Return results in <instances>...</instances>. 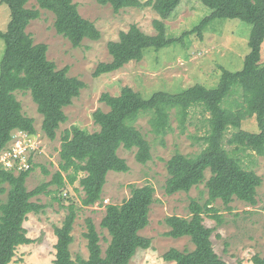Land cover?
Returning a JSON list of instances; mask_svg holds the SVG:
<instances>
[{"label": "trees", "instance_id": "1", "mask_svg": "<svg viewBox=\"0 0 264 264\" xmlns=\"http://www.w3.org/2000/svg\"><path fill=\"white\" fill-rule=\"evenodd\" d=\"M29 0H1L10 10L7 30H0V41L4 53L0 63V153L9 148L13 132L28 135L37 133L34 119L23 113L22 104L16 93H30L43 116L42 131L50 140H55L60 126L68 121L64 109L72 105L85 88V83L69 76V68L58 70L47 57L48 46L35 44L27 27L40 17V12L28 9ZM100 5H110L115 13L125 8L151 6L160 17L153 25L154 36L147 35L132 26L120 34L119 41L108 43L112 60L100 63L94 77L110 74L125 65L142 60L151 48L162 49L181 39L168 37L165 20L172 17L183 0H95ZM212 10L193 30L183 36L203 33L215 20L237 19L252 25L249 53L241 71L222 69L216 88L208 89L195 85L182 93H154L144 98L130 87L122 88L118 96L103 94L101 102L109 107L105 112L98 109L93 113L94 123L99 131L87 133L73 127L62 136L60 149V170L52 180L28 191L25 184L31 169L14 175L0 169V184L9 183L10 189L5 202L0 204V264H10L23 245L34 242L28 237L24 223L31 213H39L44 205L32 202V198L46 192L55 193V200L62 201L61 194L67 185L79 181L84 197L82 207H90L102 200V193L109 172L128 173L130 168L118 150H137L136 159L141 164L152 158L151 144L135 126L138 119L149 116L151 132L157 138H164L170 131L171 112L182 125L185 124L193 107L202 109L207 116V131L202 137V150L188 155L176 152L167 162L169 179L166 193L189 192L205 182L206 171L211 177L206 181L209 199L205 205L195 200L190 205L191 216L167 217L165 223L170 230L165 236L174 239L189 237L194 244L193 251L172 248L163 259L173 264H230L214 250V230L205 225L204 215L209 206L221 199L228 207L237 199L250 205H257L258 189L262 178L243 164L244 157L252 154L264 158V64L260 53L264 42V0H198ZM39 7L55 15V29L78 48L85 39L98 41L101 32L96 25L83 18L74 0H36ZM239 94L233 103L229 99ZM229 104V107H225ZM233 105L235 107L233 108ZM255 119L259 133L243 129V122ZM231 148L228 149L227 147ZM55 186V190H48ZM155 202L152 186L132 187L131 196L121 205L110 204L101 222L111 239L106 250L100 244L101 237L92 219L86 220L89 256L87 259H73L71 245L78 208L74 203L68 206V214L61 226L54 228L56 256L53 264H132L131 259L138 249L147 250L152 241L140 232L150 223L151 206ZM215 211V210H214ZM217 218L216 216H214ZM255 264H264V259L254 257Z\"/></svg>", "mask_w": 264, "mask_h": 264}, {"label": "rangeland", "instance_id": "2", "mask_svg": "<svg viewBox=\"0 0 264 264\" xmlns=\"http://www.w3.org/2000/svg\"><path fill=\"white\" fill-rule=\"evenodd\" d=\"M149 0H142L143 3ZM1 2V0H0ZM83 18L93 22L101 32V39L93 41L85 39L78 48L60 36L54 26L55 15L39 7L36 0H29L28 9L38 10L40 17L31 21L27 32L35 44L48 46L47 57L58 70L69 68V76L82 80L85 88L72 105L64 109L68 121L57 131L55 140H50L42 131L43 116L38 113L30 93L17 92L18 101L22 104L23 113L34 119L37 133L28 135L19 131L13 132L9 147L16 143L34 144L38 150L34 153L32 168L26 179L28 191L46 184L60 170V149L62 136L66 130L78 127L87 133L99 131L94 123L93 113L98 109L105 112L109 107L101 102L103 94L118 96L124 87H130L144 98L157 92L179 94L195 86L203 85L208 89L216 88L220 82L222 69L238 72L243 69L244 60L249 53V40L252 25L243 21L215 20L203 33L183 36L193 30L201 21L211 15L212 10L198 0H183L171 18L165 20L168 37L180 38L181 41L162 49L147 50L141 61H133L122 69L94 77L100 63H108L112 57L108 43L119 41L120 34L127 32L132 26L138 27L147 35L157 34L154 21L160 20L151 6L145 8H125L115 13L110 5H100L95 0H74ZM10 21V10L0 4V30L6 31ZM4 53V43L0 41V63ZM260 63L264 64V42L260 53ZM239 99L233 95L229 102ZM226 104L225 107H229ZM235 105H233V108ZM170 131L164 138H157L151 132L149 116L138 119L135 126L148 139L152 148V158L146 164L137 162V150L128 151L121 147L118 155L126 160L130 170L128 173L109 172L102 193V200L90 207H82L84 192L79 181L72 186L67 185L62 191V201L55 200L56 194H42L32 198V202L44 205L39 213L28 215L24 223L28 237L34 240L30 245L17 249L10 264H53L56 256V236L54 228L61 226L68 214V206L74 203L78 208L72 235L74 242L71 253L74 260L89 256L86 220L92 219L100 234L103 251L111 239L107 230L102 229L101 222L108 205H121L131 196L132 187L152 186L155 189V202L151 206L150 223L140 234L152 241L147 250L138 249L131 259L132 264H173L166 262L163 256L170 249L193 251L195 246L189 237L174 239L165 236L170 228L165 223L167 217L176 215L184 218L191 216L190 205L193 200L205 205L209 199L206 181L211 177L207 170L205 182L193 187L189 192L166 193L165 187L169 179L167 162L176 152L193 155L202 150V137L207 131V116L202 109L193 107L184 125L181 124L175 111L171 112ZM243 129L259 133L256 120L243 122ZM227 147V146H226ZM228 149H231L227 147ZM245 167L254 170L261 178L262 185L258 189L257 205L253 206L234 199L228 207L221 199L209 206L204 215L205 225L214 230L212 242L215 252L230 264H255L254 257L264 259V158L256 155L244 157ZM20 173L16 172L14 175ZM10 189L9 183L0 184V204L5 202ZM50 186L48 190H55ZM215 210V211H214ZM216 216L217 218H215Z\"/></svg>", "mask_w": 264, "mask_h": 264}, {"label": "built area", "instance_id": "3", "mask_svg": "<svg viewBox=\"0 0 264 264\" xmlns=\"http://www.w3.org/2000/svg\"><path fill=\"white\" fill-rule=\"evenodd\" d=\"M38 148L29 142L16 143L12 148L0 153V169L13 173L28 171L32 168L34 153Z\"/></svg>", "mask_w": 264, "mask_h": 264}]
</instances>
